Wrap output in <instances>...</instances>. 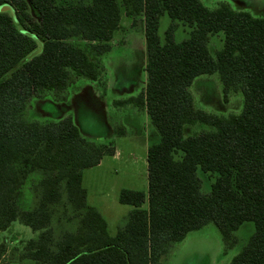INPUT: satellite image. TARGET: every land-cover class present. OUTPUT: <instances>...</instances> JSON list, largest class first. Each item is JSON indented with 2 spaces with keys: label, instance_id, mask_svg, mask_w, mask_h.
<instances>
[{
  "label": "trees",
  "instance_id": "trees-1",
  "mask_svg": "<svg viewBox=\"0 0 264 264\" xmlns=\"http://www.w3.org/2000/svg\"><path fill=\"white\" fill-rule=\"evenodd\" d=\"M1 8L0 231L18 221L37 233L18 263L163 264L191 232L214 224L229 251L238 243L234 233L253 222L255 234L230 264H264V19L227 4L209 9L201 0H0ZM123 9L134 28H144L147 84L138 97L115 104L146 112L160 141L148 149L147 192L121 191L120 204L132 210L111 236L88 203L83 175L113 157L115 147L83 137L71 117L42 124L26 121L24 112L34 97L66 92L73 74L101 79L100 58L112 50ZM164 15L171 25L162 42ZM181 25L190 34L178 43ZM221 33L223 47L213 57L208 45ZM216 73L226 102L231 92L243 95L240 115L219 117L194 107V80ZM198 123L211 130L185 137V126ZM199 168L217 175L209 195ZM33 174L40 176L38 201L21 210V191ZM6 253L0 244V262Z\"/></svg>",
  "mask_w": 264,
  "mask_h": 264
},
{
  "label": "rangeland",
  "instance_id": "rangeland-1",
  "mask_svg": "<svg viewBox=\"0 0 264 264\" xmlns=\"http://www.w3.org/2000/svg\"><path fill=\"white\" fill-rule=\"evenodd\" d=\"M201 2L209 9L227 4L237 12L248 13L256 19H264V0H201ZM170 25L171 19L168 15L161 17L159 36L162 42ZM189 34L190 29L181 25L175 33L176 42H183ZM71 42L84 49L93 60L96 58L88 44L81 38H74ZM223 43L222 33L211 37L208 46L213 57L222 49ZM111 46L112 50L100 58L104 72L98 82L73 74L66 92L59 95L49 91L40 97L32 98L24 112V119L48 124L71 117L79 126L83 137L97 144H112L115 150H118V161H113L112 156H105L102 168L86 170L83 175L85 186L89 188L91 195V204L93 200L100 202L101 195H106L109 203L116 205V208L109 210L110 212L103 211L109 222V233L115 236L124 224L129 209L128 206L120 204V193L124 189L145 192L148 190L147 149L159 143L160 134L144 112L132 106L120 107L115 104L117 101L138 97L147 84L144 28L141 25L134 28L124 9L121 27L115 32ZM189 91L193 96L194 107L198 110L219 117L240 115L243 112L244 98L241 93L231 92L228 102L225 101L223 84L218 73L197 77ZM210 130L209 126L198 123L185 126L184 136L190 137ZM197 174L202 180V192L209 195L217 175L205 173L200 168ZM39 178L37 174L31 175L23 187L19 200L21 210H30L36 205L38 199L34 185ZM93 195L97 196L94 198ZM95 206L99 208L101 202L95 203ZM144 208L148 209V200ZM255 231L253 222L244 223L234 233L238 239L236 246L225 251L219 229L214 224H209L199 231L188 234L183 242L175 244L162 263L230 264L249 243ZM36 236L37 233L18 221L7 231H0V244L8 247L0 264L18 263L26 243Z\"/></svg>",
  "mask_w": 264,
  "mask_h": 264
},
{
  "label": "crops",
  "instance_id": "crops-1",
  "mask_svg": "<svg viewBox=\"0 0 264 264\" xmlns=\"http://www.w3.org/2000/svg\"><path fill=\"white\" fill-rule=\"evenodd\" d=\"M132 22V21H131ZM145 114H146V112H144ZM147 115V114H146ZM150 147V146H149ZM149 147H148V149H149ZM148 149H147V153H148ZM115 156L113 155V157H112V160L113 161H118V155H119V153H118V150L116 149L115 150ZM146 157H147V155H146ZM103 164H104V159H103V161L101 162V164H99L98 166H96V167H93V168H89V169H87V171H90V170H93V169H99V168H102V166H103ZM146 164H147V168H148V163H147V158H146ZM86 171V170H85ZM84 179H85V177L83 176V186H84V188L87 190V192H88V203L91 205V206H93L94 208H96L100 213H101V215L105 218V213L103 212V211H107V212H110L109 210L111 209L112 210V208H116V205H111V203H109V201H108V198L106 197V195H101V206L98 208L97 206H95V203H100L98 200H93L94 202H93V204H91L90 203V197H91V195L89 194V188H86V186H85V183H84ZM147 192V191H146ZM103 194V193H102ZM94 196V198L97 196V195H93ZM99 205V204H98ZM122 205V204H121ZM113 206V207H112ZM124 206H126V205H124ZM129 207V209H127V211H128V213L132 210V207H130V206H128ZM125 213H126V211H125ZM105 220H106V218H105ZM107 221V220H106ZM107 223H108V226H109V222L107 221ZM109 229H110V227H109ZM6 248H8V247H6ZM5 258V256L3 257V259ZM2 261V260H1ZM1 263V262H0ZM13 264H15V263H13ZM16 264H36L35 262H33V261H30V260H27V261H25V262H22V263H16Z\"/></svg>",
  "mask_w": 264,
  "mask_h": 264
},
{
  "label": "water",
  "instance_id": "water-1",
  "mask_svg": "<svg viewBox=\"0 0 264 264\" xmlns=\"http://www.w3.org/2000/svg\"><path fill=\"white\" fill-rule=\"evenodd\" d=\"M3 10H5V8H1V9H0V11H3ZM40 52H41V51L39 50V51L33 53V55H31L30 58H33V57L37 56Z\"/></svg>",
  "mask_w": 264,
  "mask_h": 264
}]
</instances>
